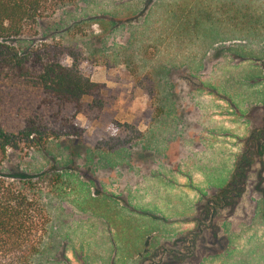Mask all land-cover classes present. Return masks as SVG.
<instances>
[{"label":"rangeland","instance_id":"rangeland-1","mask_svg":"<svg viewBox=\"0 0 264 264\" xmlns=\"http://www.w3.org/2000/svg\"><path fill=\"white\" fill-rule=\"evenodd\" d=\"M8 43L23 53L48 45L44 59L77 68L100 87L103 104L99 113L76 115L81 137L8 150L4 174L33 181L47 175L38 196L48 232L28 264H124L147 245L154 246L145 264H166L161 244L171 239L160 235L183 236L193 209L218 198L238 139L263 122L264 0H77ZM201 83L227 91L228 101L199 89ZM33 102L30 90L3 87L0 126L14 131L20 110ZM201 129L213 130L203 142ZM102 144L118 146L102 151ZM262 165L250 169L231 227L224 234L203 228L199 237L205 254L222 236L238 244L220 264H264ZM253 212L263 215V225L255 226L254 217L244 242Z\"/></svg>","mask_w":264,"mask_h":264},{"label":"trees","instance_id":"trees-1","mask_svg":"<svg viewBox=\"0 0 264 264\" xmlns=\"http://www.w3.org/2000/svg\"><path fill=\"white\" fill-rule=\"evenodd\" d=\"M76 1L0 0V91L3 87L8 92L10 89L30 90L34 96L33 103L23 110L17 109L21 112L20 124L14 131L0 126V264H28L40 252L50 222L38 196L39 184L42 182L45 186L47 175L33 181L23 174H4L1 167L8 150H41L51 140L81 137L84 129L77 124L76 115L99 113L103 106L100 87L96 83L75 67L54 58L44 59L48 45L42 44L36 50L23 53L8 43L10 38L34 33L40 20ZM207 85L201 83L204 88ZM149 96L156 115L160 114L162 109L156 85L149 89ZM255 133L252 149L259 152L264 147L260 138H264V125ZM136 134L140 135L139 132ZM101 146L102 151H112L118 145ZM246 160L247 157L238 153L239 176L232 179L237 189L228 191L230 185H226L220 193L217 191L218 198L214 201L224 205L239 199L248 182ZM214 207L213 203L209 204L210 209Z\"/></svg>","mask_w":264,"mask_h":264},{"label":"flooded vegetation","instance_id":"flooded-vegetation-1","mask_svg":"<svg viewBox=\"0 0 264 264\" xmlns=\"http://www.w3.org/2000/svg\"><path fill=\"white\" fill-rule=\"evenodd\" d=\"M200 89L204 90V92L207 91V93L215 95V94H219V93H223V95H221V98L223 101H228L227 98V91H218L217 89L213 88L212 86L208 85L207 88H204L203 86L199 87ZM216 90V91H215ZM218 91V92H217ZM225 104V103H224ZM227 105H232L231 103H227L226 104V108H223L225 110V112L223 113V115H225L228 119L229 114L227 113V110L229 109ZM259 112L261 113L262 117H263V122L261 124V126L259 128H261L264 125V109H259ZM259 128H251L249 130V132H247L246 134L243 135V137L239 138L238 141H240L239 144V150L237 153H240L241 156H245L247 157V160L245 161V170L247 173L250 172V169H252V166L254 163L256 162H263L264 164V147L261 151L256 152L254 151L252 148L253 144H254V140L256 139L257 133H255ZM213 130H202L201 129V137H199V140H201L202 142L206 139H204L203 134L210 132ZM219 134H221V131H219ZM199 136V134H198ZM263 141L264 138L260 137ZM259 139V140H261ZM255 155V156H254ZM233 163L232 166H230L231 168H229V172H228V176H227V182L224 184V187H227L228 185H230V187L228 188L229 190H236V186H235V182H233V176H234V172H236V161L237 158H235L234 156ZM255 159H257L255 161ZM261 168H264L263 165ZM235 169V170H234ZM227 185V186H226ZM247 185L244 187V191L246 189ZM226 189V188H225ZM217 192V190H215ZM243 191V192H244ZM243 192H240V197L243 194ZM239 197V199H240ZM234 201V202H225L224 205L220 204V201H213L211 199H204L202 205L198 204L197 208H195V210L193 209V214H194V220H193V224H191L190 226L186 227L182 232L184 233L183 236H173V235H160V236H164L165 238H169L171 239L170 242L168 243H163L161 244L164 248H163V253L165 256L167 255V261L166 264H181V263H187V264H204V260L206 258H210L211 261H213L212 263L215 264V262L218 260L217 264H220V260L221 257H227L229 256L230 253L233 252V244H230V240L228 239L229 237H225L222 236V240L221 243L215 247H213V249L211 251L206 252L205 254V250L202 249L203 246V239L200 240L199 237L204 235V229H207L206 231H210L209 229L211 227H214V231L218 234V233H222L224 234V230L223 228L225 227H231V216L232 213L235 208L236 205L238 204V201ZM263 203L262 206H264V197H263ZM215 205V207L212 209L209 208V204L212 203ZM205 204V205H204ZM201 205V206H200ZM258 206V205H257ZM256 206V209H257ZM207 207V212L205 211V208ZM203 208V209H201ZM223 209H227L228 215H226L225 217H221L220 215V211ZM262 212H264V208L262 210ZM254 213V212H253ZM264 214V213H262ZM255 213L254 215L251 216V222H249L248 225H250L252 223V221L254 220L253 218L255 217ZM263 215H260V218H262ZM208 218V224L204 226V222L206 221L205 219ZM259 218V217H258ZM256 221H258L256 219ZM159 236V237H160ZM156 243V241H155ZM159 245V247L161 246ZM154 245H147L145 246L143 249H140V253H133V255L130 257V259L124 263V264H145L146 261L150 260L149 256H150V252L147 251L149 250V247L153 248ZM163 258L161 257L159 260H162ZM151 264H156L155 262H151Z\"/></svg>","mask_w":264,"mask_h":264},{"label":"crops","instance_id":"crops-1","mask_svg":"<svg viewBox=\"0 0 264 264\" xmlns=\"http://www.w3.org/2000/svg\"><path fill=\"white\" fill-rule=\"evenodd\" d=\"M257 208H258V206H257ZM256 217V216H255ZM256 219L258 220V221H256L255 220V222H256V225L255 226H261V225H263V222L260 220V218H257L256 217ZM253 224V222L250 224V225H248V226H246V228H245V231L243 230L242 231V233H244V234H242L243 235V237H245V240H244V242L247 240V236H248V234H249V231H250V229H251V225ZM262 232H263V236H264V230H262ZM264 239V238H263ZM238 245L237 243H234L233 245ZM243 244V243H242ZM233 247V246H232Z\"/></svg>","mask_w":264,"mask_h":264}]
</instances>
